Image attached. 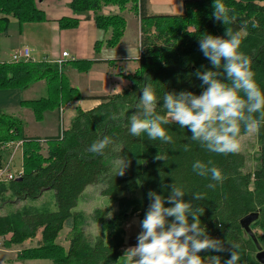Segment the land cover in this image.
I'll return each mask as SVG.
<instances>
[{
	"label": "trees",
	"instance_id": "16d2710c",
	"mask_svg": "<svg viewBox=\"0 0 264 264\" xmlns=\"http://www.w3.org/2000/svg\"><path fill=\"white\" fill-rule=\"evenodd\" d=\"M148 1L72 0L71 8L76 13L88 15L93 11L99 28L111 32V38L106 41L110 47L120 43L126 20L120 14L106 15L99 11L108 6L123 10L131 3L141 19L142 53L133 71L123 74L131 82L130 86L119 93L99 96V105L91 110L77 108L62 138L59 135L46 137V155L42 152V138H27L24 122L0 109V160L7 142L21 140L24 168L21 179L0 183V207L17 200L34 201L48 189L53 190L57 206L55 210H42L24 204L0 214V237L11 234L10 240L5 242L8 247L38 238L36 247L21 251L18 256L21 260L123 264L120 263L121 249L134 246L137 236L126 239L124 224L127 219L136 215L141 222L150 203L149 190L167 197L172 186L178 184L183 186L182 199L190 203L192 211L203 210L198 213L200 226L224 248L223 252H201L202 258L215 255L222 262L234 245L238 264H261L256 259L257 244L243 229L241 219L259 212V218L251 227L264 249V119L257 125L261 145L259 166L252 172L245 170L246 159L240 151L207 152L198 142L191 141L190 132L180 129L176 123L165 125L172 136L168 143L151 141L146 135L133 137L128 132V118L136 111L140 87L145 84H151L156 90L160 98L155 112L163 115L164 92L186 90L200 94L201 81L192 75L195 70L211 69L218 73L219 79H226L223 67L212 69L200 51L198 35L202 32L223 36L227 27L239 31L241 51L250 60L254 80L264 90V0H223L229 9L231 22L228 25L211 17L213 0H184L183 13L161 15L148 14ZM12 19L18 25L47 20L35 0H0V33L8 32ZM59 23L62 29L75 28L79 20L62 18ZM77 64L80 70H88L91 65L88 61ZM80 64L85 66L80 67ZM41 80L46 81L48 95L21 102L33 111L37 121L42 120L46 112L58 110L61 105L82 97L57 64L46 61L0 63V91L26 90ZM247 133L242 126L239 137ZM103 137L110 140L105 150L100 154L90 152V144ZM185 146L188 151L184 150ZM157 156L164 159H157ZM195 160H210L221 170L223 182L196 175L191 168ZM122 171L123 174H119ZM210 183L215 186L209 187ZM89 185L100 186L101 194L117 205L113 217L106 218L107 212L101 208L91 216L83 210H75ZM197 192L203 198H195ZM166 206H169L167 202ZM91 219L100 223V234L86 232ZM188 219L191 223V216ZM64 228L69 229L67 247L58 243Z\"/></svg>",
	"mask_w": 264,
	"mask_h": 264
},
{
	"label": "clouds",
	"instance_id": "9594fccd",
	"mask_svg": "<svg viewBox=\"0 0 264 264\" xmlns=\"http://www.w3.org/2000/svg\"><path fill=\"white\" fill-rule=\"evenodd\" d=\"M212 9L211 17L215 21L224 25L231 22L223 0H213ZM198 45L212 69L223 67L226 79H219L218 73L211 69L195 70L192 75L201 81L200 94L186 90L164 92L163 115L155 112L160 98L156 90L151 84H145L140 87L136 111L128 118V132L133 137L146 135L151 141L168 143L172 136L165 125L176 123L180 129L190 132L191 141L198 142L207 152L235 153L239 150L237 138L241 127L250 132L264 119V90L254 80L250 60L241 51L239 31L227 27L223 36L202 32L198 35ZM109 143L108 137L95 140L89 151L100 154ZM184 150L188 151V147ZM157 159L164 158L157 156ZM191 168L200 177L217 183L224 180L221 170L210 160H195ZM184 195L183 186L178 184L172 186L167 197L154 190L147 192L150 203L140 222L141 231L135 245L125 249L123 264H204L206 257L202 258L201 252L224 251L220 241L210 238L200 226L198 213L203 210L192 211L190 203L182 199ZM195 198L203 196L197 192ZM234 247L231 246L228 258L222 262L219 256L213 255L214 264H238Z\"/></svg>",
	"mask_w": 264,
	"mask_h": 264
},
{
	"label": "crops",
	"instance_id": "0c3cea01",
	"mask_svg": "<svg viewBox=\"0 0 264 264\" xmlns=\"http://www.w3.org/2000/svg\"><path fill=\"white\" fill-rule=\"evenodd\" d=\"M35 2L37 8L44 12L47 20L17 25V30L10 28L7 35L3 36L2 43L8 50L28 47L38 61L53 64H56L53 62L54 60L62 58L63 52H68L69 57H63L65 63L61 72L82 97L61 105L64 106L62 114H60V108L48 111L42 120L37 121L33 111L21 103L23 100L30 101L41 98L24 96L25 91L38 89L32 85L33 87L22 90V92L21 90L0 91V109L4 112L11 110L13 113H6L24 122V134L27 138H46L57 136L62 125L69 129L77 108L91 110L99 105V96L119 93L130 86L131 82L124 78L123 74L133 71L136 60L140 56L139 52H142L139 36L140 33L142 34L141 19L138 15L125 18L123 13L126 11L123 12L124 10L115 7L103 8L102 14L107 15L110 12H116L126 20L125 32L120 43L110 47L106 41L111 38V32L99 28L94 12L91 11L89 16L87 13H76L71 8L72 0H35ZM183 2L184 0H149L147 11L149 15H161L166 13H155V10H166L165 8H167L170 10V14H181L183 13ZM127 10L128 12L132 11L131 9ZM62 18L78 19L79 25L75 28L62 29L59 23ZM14 20L12 19L11 22L14 23ZM78 61H88L91 65L88 70H80ZM84 66L80 64V67ZM38 82L48 92L46 81ZM46 119L48 123L45 122ZM32 128H37V130L32 131ZM46 130H48L47 133ZM39 132L46 134L41 135ZM9 153L11 154V152ZM6 156L2 158V161L8 160ZM134 219L137 223L134 225V230L140 229L141 231L140 222L136 215ZM133 223L135 224V222ZM66 230L69 229L66 228ZM2 237H4V242L0 244V264H55L50 259L21 260L18 258L22 250L36 247L38 238L26 241L22 245L8 247L5 242L10 240L11 234ZM61 237L60 235L58 243L67 247L68 241L61 242ZM128 247L130 246L121 249L122 255ZM1 255L3 256L1 257Z\"/></svg>",
	"mask_w": 264,
	"mask_h": 264
},
{
	"label": "rangeland",
	"instance_id": "374dc122",
	"mask_svg": "<svg viewBox=\"0 0 264 264\" xmlns=\"http://www.w3.org/2000/svg\"><path fill=\"white\" fill-rule=\"evenodd\" d=\"M108 7L114 8V6H108ZM127 9H131L132 11L128 12ZM165 9L166 10H157V11L155 10V13H166V14L171 13V12H169L170 10H168L167 8H165ZM123 10H124L123 12L126 11V13H123L125 18H127L128 16L130 18H132V16L137 15L135 13V11L133 10L131 3H128L126 5L125 9H123ZM163 11H165V12H163ZM99 13L101 14L102 10L99 11ZM110 13H114V12H110ZM13 22L14 23H12V22L10 23V28H11V30H17L18 22L16 20H14ZM18 26H21V25H18ZM10 28H9V30H10ZM190 29H192V28H190ZM9 30H8V32H9ZM7 33H0V58H3L4 60H7V58H10V55L14 51L12 49L8 50L4 46V44L2 43L3 36L7 35ZM15 34L17 35L18 33L16 32ZM139 36H140V38H142L141 33ZM22 48H24V47H22ZM17 49H20V48H17ZM41 81H45V80H41ZM33 86H35L34 88H38V89H36V90H33V89L30 90L29 89L28 91H25L24 92L25 97L39 98L42 96H47V94H48L47 90L43 89V87H41L39 82L33 83ZM1 91H4V90H1ZM6 112L13 113L11 110L10 111L6 110ZM67 113H66V115H67ZM48 114H53V113H48ZM45 122L48 123V120L46 119ZM36 130H37V128H32V131H36ZM47 132H48V130H46V133ZM39 133H41V132H39ZM46 133H41V135H44ZM257 135H258V126L256 128H254L252 131H250L247 134H244L238 138V144H239V150L238 151H240L245 156V159H246L245 170L246 171H252L253 172L259 166L258 158L260 156V146L261 145L258 141ZM2 151H3V157L5 158V156L7 155L6 157L9 158L10 149H7V150L3 149ZM4 152L7 154H5ZM42 152L44 155L47 154V145H44V149L42 150ZM21 162H22V153H21V148H20V149H18L16 155L14 156V164H15L14 168H19L21 165ZM24 204H27L30 206L34 205V206L39 207L42 210H55L57 207L54 192H53V190L48 189V190L44 191L43 194L38 199H36L34 201H30V200L19 201V200H17L16 202H10L8 204H2L0 207V214H6V213L10 212V210H12V209L15 210L16 208L22 207ZM97 208L104 209L107 212L106 218L113 217V215L117 212L116 211L117 205L113 204V203L111 204V201L109 200V198L107 196H104L101 194L100 186L89 185L86 188V190L84 191L82 197L80 198L78 206L75 208V210H77V211L83 210L85 213H87L88 215L91 216V214ZM133 222H135V224ZM136 224L137 223L134 219V216L129 217L127 219V222L124 224V228L127 232L126 239H129L130 236L137 235L140 232V229H138L137 231L134 230V225H136ZM100 230H101L100 223H96L92 219L88 222V226L86 227V232L88 234L97 235V234H100ZM67 232L68 231L66 230V228H64V230L61 233V236H62L60 238L61 242H64L66 240ZM2 256L3 255H1V257ZM120 263H123V257L122 256L120 258ZM204 264H214V261L212 260L211 257H208L204 261Z\"/></svg>",
	"mask_w": 264,
	"mask_h": 264
},
{
	"label": "built area",
	"instance_id": "2783aa9c",
	"mask_svg": "<svg viewBox=\"0 0 264 264\" xmlns=\"http://www.w3.org/2000/svg\"><path fill=\"white\" fill-rule=\"evenodd\" d=\"M141 53L142 52H140V56H141ZM140 56L138 57V59L140 58ZM63 57L64 58L69 57V53L65 51L62 53V58H59L53 61L54 63L58 65L60 69L65 63V60ZM30 61L36 62L38 60L32 55V51L28 47L14 50L13 53L10 55V58H7V60L0 58V63H20V62H30ZM59 111H60V114H62L64 111V106H61ZM65 130L66 128L62 125L59 131V134H58L60 138L63 137ZM46 142H47L46 138L41 139V143L43 146L46 145ZM20 148H21V153H22L23 141L21 140L7 142L3 146L2 149H5V150L10 149L11 154L8 160L6 161L0 160V183H6V182L14 181V180H19L23 177L24 175L23 163H21L19 168H14L15 166L14 156L16 155L18 149ZM2 240H4V237H0V244L4 242Z\"/></svg>",
	"mask_w": 264,
	"mask_h": 264
},
{
	"label": "water",
	"instance_id": "95a60500",
	"mask_svg": "<svg viewBox=\"0 0 264 264\" xmlns=\"http://www.w3.org/2000/svg\"><path fill=\"white\" fill-rule=\"evenodd\" d=\"M207 85H205V88ZM259 218V212H253L241 219V225L243 229L246 231L248 235H250L258 247V252L256 253V259L261 263L264 264V249L259 245L258 239L255 235L254 230L252 229V224Z\"/></svg>",
	"mask_w": 264,
	"mask_h": 264
}]
</instances>
